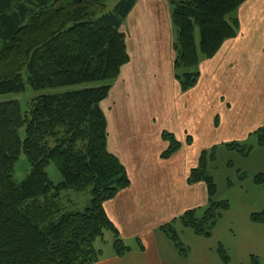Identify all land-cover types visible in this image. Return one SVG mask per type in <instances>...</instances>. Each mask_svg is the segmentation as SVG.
<instances>
[{"label":"trees","instance_id":"trees-1","mask_svg":"<svg viewBox=\"0 0 264 264\" xmlns=\"http://www.w3.org/2000/svg\"><path fill=\"white\" fill-rule=\"evenodd\" d=\"M106 1L0 0V95L25 91L27 84L35 90L92 84L37 96L26 111L18 100L0 102V264H95L102 255L95 241L105 231L113 234L117 255L130 249L104 206L130 179L124 164L109 151L101 103L130 61L122 27L137 0H120L113 8ZM245 1L169 0L177 31L175 77L183 91L199 81L200 62L236 37L239 19L228 17ZM254 133L263 147L264 127ZM163 136L169 141L164 156L181 148L174 135ZM224 145L246 154L236 142ZM23 153L31 171L17 181L15 166ZM207 153L201 154L188 181L205 183L208 203L201 216L200 210L190 209L178 220L196 235L210 238L230 203L217 196ZM214 154L212 150L211 159ZM51 163L62 174L58 183L48 174ZM253 181L264 185V171ZM89 188L87 207L62 210L63 192ZM251 220L264 224V210L253 213ZM175 221L160 231L185 256L188 249ZM218 251L227 264L230 257L222 245ZM250 261L264 264V258L255 255Z\"/></svg>","mask_w":264,"mask_h":264},{"label":"crops","instance_id":"crops-1","mask_svg":"<svg viewBox=\"0 0 264 264\" xmlns=\"http://www.w3.org/2000/svg\"><path fill=\"white\" fill-rule=\"evenodd\" d=\"M146 1L137 0L123 24L130 61L101 103L107 117L109 151L121 160L130 179V185L104 206L130 249L122 256L113 246L108 252L102 250L95 264H224L220 245L228 251L227 264H248L252 255L264 258V224L251 220L253 213L264 210V185L252 179L247 180L251 185L246 189V183L240 186L243 199L238 206L230 204L227 211L235 227L242 229L239 237L233 234L223 242L215 240L227 213L210 238L196 235L178 220L187 210H201L208 203L205 183H188L201 150L223 144L222 132L252 133L264 127V88L253 87L264 86V0L242 4L245 11L240 15L238 9L237 14L239 34L227 39L215 56L200 62L201 77L185 92L174 72L176 35L161 31L157 7L159 29L155 31L156 22H147L144 8L150 3ZM167 9L164 24L173 28L172 9L168 5ZM155 82L160 85L158 90ZM237 86L234 98L229 96L226 102L225 89L231 93ZM113 95L117 104L112 103ZM164 132L173 133L182 143L169 156H164L169 148ZM174 220L188 249L185 258L160 231Z\"/></svg>","mask_w":264,"mask_h":264},{"label":"rangeland","instance_id":"rangeland-1","mask_svg":"<svg viewBox=\"0 0 264 264\" xmlns=\"http://www.w3.org/2000/svg\"><path fill=\"white\" fill-rule=\"evenodd\" d=\"M118 1H120V0H107L106 2L108 4L109 8H113L114 5ZM162 2H164V4ZM146 3H150V7H148V9H147V7L145 6L143 17L147 20V22H148V20L151 21V23H153V25L156 22L155 31H157L159 29L157 23H158V20L160 19L161 31H163L162 29H164V31H166V35H168L170 33H175V35H176L177 31L174 29V27L172 28V26L170 24H167V23H166V27H165V24H164L165 23V21H164L165 17L168 13L167 5L171 7L169 0H147ZM156 7H157V9L160 10L159 11L160 12V16H159L160 18L159 19L156 18V15H155ZM149 8H150V10H149ZM238 9H240L239 10L240 15H241V12L243 13L245 11L244 5H242ZM238 9L236 12L231 14L228 17V19H230L232 16L233 17L236 16L238 18V15H237ZM249 13L250 12H248L247 15H249ZM239 23H240V21H239ZM168 26H170L169 29H168ZM146 27H148V25ZM250 28H251V26H250ZM145 31L148 32V28H146ZM239 32H240V28H239L238 34H239ZM147 34L148 33H146V35ZM196 36H197V43L200 44V32H199V30H197ZM230 39H233V38H230ZM222 46H223V44H222ZM222 46L220 47V49L222 48ZM219 50L217 51V53L219 52ZM174 53H175L174 58H176L175 50H174ZM174 70H175V67H174ZM200 77H201V75H200ZM200 77H199V79H200ZM197 83L195 85H197ZM154 84H155V90H158L160 87L159 83L155 82ZM89 85H92V84H76V85H70V86H64V87H58V88H46V89L35 90L34 88H32L30 85L27 84V88L25 91L1 94L0 95V102L8 101V100H18L22 104V108L26 111V110H29L30 103L37 96H40L43 94L62 93V92H65L67 90H70V89L82 88V87H86ZM253 87L256 90H259V88H262V89L264 88V86H253ZM228 88L230 89L229 86H228ZM238 88H239V86H237L231 93L228 92L227 89H225V92H226L225 100L227 99L226 102L228 101L229 96L231 98H234V93L237 92ZM190 89H188V90H190ZM231 89H232V87H231ZM151 90H148V91L151 92ZM183 92H185V91H183ZM221 92H223V88H221ZM145 94H146V92H145ZM232 95H233V97H232ZM252 95L253 96H259L256 94H252ZM113 102H114V104L117 102L115 95L112 96V103ZM260 128H263V126H260L257 129L259 130ZM164 133H169V134L174 135L173 133H170V132H164ZM21 134L24 137V135H25L24 129L21 130ZM221 136L223 137L224 141H226V142L223 141L222 142L223 144L236 142L239 146L243 147V149L246 150V154L241 153L237 149H230L226 145H223V144H219V145L213 147L214 149L213 148L202 149L201 154L205 150L208 152L207 153V156H208V158H207V169H208L209 173L213 176V178L216 182L217 189H218V193H217L218 198L226 199L231 204V206H233L235 208V205L237 207L239 201L243 199V196L241 197L240 196L241 194L239 193L240 188H242L240 186L246 183V185H243V188L246 189L247 185H251V184L247 183L248 182L247 180H250V179L253 180L254 175L264 171V146L260 147L258 145V137L254 132H252V133H250V132H245V133L237 132L236 134H234V133L225 134V132H222ZM181 145H182V143H181ZM250 147H252L251 150H250ZM212 150H214V152H215L214 159L213 158L211 159V156H210ZM201 154H200V156H201ZM199 159H200V157H199ZM30 171H31V165H30L26 155L23 153L21 155L20 159L18 160L16 166H15L14 178L17 181H22L28 175V173ZM47 171H48V174H49V176L53 182L58 183V182L63 180L62 174L59 171V169L57 168L56 164L51 163L47 167ZM242 177L244 178V180ZM188 183H189V181H188ZM189 184H191V183H189ZM91 198H92V192H91L90 188L82 190V191L67 190V191L63 192L62 200L59 203L62 206L61 208L63 211L83 210L90 203ZM240 198H242V199H240ZM227 211L224 212L223 216L227 213ZM198 214L201 216L203 214V211L202 210L198 211ZM222 222H223V225H222L223 229H219L217 231L215 240H221V242H223V240H228V236H233V234L236 237H239V235H241L242 229H237L235 227V225L233 224L232 213H230V211L224 216ZM111 234H112L111 231H105L104 236L102 238H100V237L97 238V240L95 241V247L96 248L101 247V250H103L105 252H108L109 250H111L112 246L114 247V241H115L113 235H111ZM226 253L228 254L227 250H226ZM183 258H185V257L183 256ZM250 258H251V256L248 257V264H251ZM178 264H180V263H178Z\"/></svg>","mask_w":264,"mask_h":264},{"label":"water","instance_id":"water-1","mask_svg":"<svg viewBox=\"0 0 264 264\" xmlns=\"http://www.w3.org/2000/svg\"><path fill=\"white\" fill-rule=\"evenodd\" d=\"M95 1H100V0H95Z\"/></svg>","mask_w":264,"mask_h":264}]
</instances>
